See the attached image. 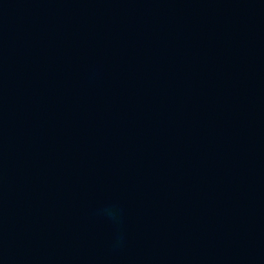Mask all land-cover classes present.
I'll return each mask as SVG.
<instances>
[{
    "label": "water",
    "instance_id": "water-1",
    "mask_svg": "<svg viewBox=\"0 0 264 264\" xmlns=\"http://www.w3.org/2000/svg\"><path fill=\"white\" fill-rule=\"evenodd\" d=\"M0 264H264V0H0Z\"/></svg>",
    "mask_w": 264,
    "mask_h": 264
},
{
    "label": "clouds",
    "instance_id": "clouds-1",
    "mask_svg": "<svg viewBox=\"0 0 264 264\" xmlns=\"http://www.w3.org/2000/svg\"><path fill=\"white\" fill-rule=\"evenodd\" d=\"M104 214L115 222L119 221V211L115 207H108L104 209Z\"/></svg>",
    "mask_w": 264,
    "mask_h": 264
}]
</instances>
